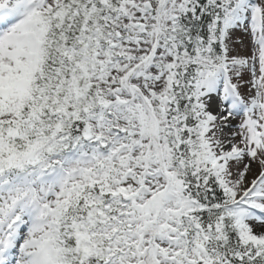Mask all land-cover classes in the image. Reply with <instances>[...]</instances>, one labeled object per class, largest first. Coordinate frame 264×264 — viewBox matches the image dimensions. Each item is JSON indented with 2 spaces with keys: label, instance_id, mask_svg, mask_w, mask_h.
I'll return each instance as SVG.
<instances>
[{
  "label": "snow or ice",
  "instance_id": "1",
  "mask_svg": "<svg viewBox=\"0 0 264 264\" xmlns=\"http://www.w3.org/2000/svg\"><path fill=\"white\" fill-rule=\"evenodd\" d=\"M0 264H264V0H0Z\"/></svg>",
  "mask_w": 264,
  "mask_h": 264
}]
</instances>
